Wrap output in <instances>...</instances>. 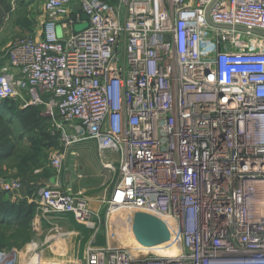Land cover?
I'll return each mask as SVG.
<instances>
[{
    "label": "built area",
    "instance_id": "obj_1",
    "mask_svg": "<svg viewBox=\"0 0 264 264\" xmlns=\"http://www.w3.org/2000/svg\"><path fill=\"white\" fill-rule=\"evenodd\" d=\"M43 13L41 34L12 40L0 71L1 99L59 120V172L39 212L89 222L60 173L92 140L118 168L107 232L145 211L181 236L175 254L90 244L83 264H264V0H45ZM22 186L0 175L5 192ZM0 264H18L16 250Z\"/></svg>",
    "mask_w": 264,
    "mask_h": 264
},
{
    "label": "rangeland",
    "instance_id": "obj_2",
    "mask_svg": "<svg viewBox=\"0 0 264 264\" xmlns=\"http://www.w3.org/2000/svg\"><path fill=\"white\" fill-rule=\"evenodd\" d=\"M43 2L44 0H0V65L6 62L8 42L27 31H35L40 22L42 23L45 19ZM84 27L85 24H79L76 28L79 30ZM9 30L10 33H8ZM58 31L61 32L60 29ZM42 114L47 118L43 130L55 135L59 131L56 125L59 121L58 117L55 114L46 115L44 112ZM6 125L9 135L2 140L12 145L14 151L0 160V175L18 178L21 181L25 179L32 181L40 176L43 177L42 174L48 175L52 169L55 173L59 172L51 162V152L55 146H58V139H55V142L48 140L42 134L43 130L25 129L10 117L6 119ZM71 149L77 153L79 163L84 164L85 155L86 167H91L93 161L96 165L95 170L92 171L86 168L78 169L82 177L72 184L73 189L84 190L76 193L83 197L91 211L89 222L87 224L78 223L72 216H66L67 218L63 220L61 218L65 216H61L58 219L54 217L58 224L54 222L53 225L49 223L50 217L42 212L35 213L29 222L22 219L18 222L12 216L0 215V252L10 251L12 248L18 249L16 250L18 264L27 262L25 260L31 259L34 254L31 263L41 258L43 264H83L87 247L90 244L104 245L108 241L111 246L124 247L133 254L139 253L140 255L142 252L143 254L159 252L162 248L164 251L171 250L170 244H174L180 251V234L174 237L172 243L168 245L148 249L138 243L126 223L120 224L118 228L114 227L115 232L108 233L105 227L106 200L118 177L117 164L113 168L105 167L103 157L111 158V156L107 151L101 153L92 140L76 143ZM75 159V156L71 157L70 172L73 171ZM64 172L63 167L60 173L62 185L68 178ZM7 222L11 224H6ZM33 243H38L42 249L34 252ZM39 249L40 247H37V250Z\"/></svg>",
    "mask_w": 264,
    "mask_h": 264
},
{
    "label": "trees",
    "instance_id": "obj_3",
    "mask_svg": "<svg viewBox=\"0 0 264 264\" xmlns=\"http://www.w3.org/2000/svg\"><path fill=\"white\" fill-rule=\"evenodd\" d=\"M109 2L115 3L118 0H107ZM42 108L33 104L22 107L19 103L13 99H1L0 98V160L4 159L8 153H13L14 147L7 141H3V138H7L9 135L8 129L6 128V119L11 118L14 122L20 124L22 127L28 130H43L47 118L42 114ZM45 138L55 142V139L59 140V132L55 135L51 134L49 131H42ZM51 141V142H52ZM57 142V141H56ZM58 146L54 148H60V142ZM32 194L33 192L30 191ZM5 192L0 191V215L4 217L12 216L14 220L18 222L30 221L32 216L36 211V203L22 201L18 204L10 203V201H5ZM22 219V220H21ZM6 224H11L7 222Z\"/></svg>",
    "mask_w": 264,
    "mask_h": 264
},
{
    "label": "crops",
    "instance_id": "obj_4",
    "mask_svg": "<svg viewBox=\"0 0 264 264\" xmlns=\"http://www.w3.org/2000/svg\"><path fill=\"white\" fill-rule=\"evenodd\" d=\"M43 4H44V2H43ZM40 25H41V27H40ZM41 29H42V23L40 22L39 26L36 27L35 31H27L24 34H30V35L38 36V35L41 34ZM8 33H10V30L8 31ZM24 34H22V35H24ZM11 41L8 42V45H9V43ZM8 45H7V47H8ZM5 61L6 62H5L4 65H0V71L4 68V66H6L8 64L7 58H6ZM55 150L56 149L54 148V150L51 152V155L55 152ZM72 156H75L76 159H75V162L73 164V171L70 172L69 165H70V162H71L70 160H71V157ZM85 158L86 157L84 155V160H83L84 161L83 162L84 164L79 163L78 162V155H77V153L75 152V150H72L71 149L70 152H68L67 157H66V160H65V164H64V170H65V172H64V174L68 178L64 182V186H66L68 189H72L75 193L76 192L77 193H81L82 191H84L82 189L76 190V189H73V187H72L73 186L72 184L74 183V181L77 180L78 178H81L82 177V174H81V172L78 171V169H85L86 168L87 170H91L92 171V170H95V167H96V165H94V161H93V164H92L91 167H86V164H85L86 160H85ZM78 163H79V167H78ZM57 174L58 173H55V171L52 169V171L48 175L42 174L43 177L40 176L36 180H32V181H28L27 179L23 180V186H22L21 190L18 191V192H12V193L10 192V193H7V192H5L2 189H0V191L5 192L6 196H4V200L5 201H10V203L18 204V203H20L22 201H28L30 203L31 202H35L36 205H37L36 206L35 213H37V212H39L38 203H37V196H38V193H39L40 188L43 185H45V184H52L55 181L56 176H58ZM36 185H39V186L36 187ZM30 191H32L33 193L30 194L31 193ZM61 216L62 215H56V216L50 215V216H48V217H50L49 218V221H50L49 223H51V224L54 225V222L57 223V221H55V218L54 217H56V219H58V217L60 218ZM66 216H72L73 217V215L69 214V215H65V217H62L61 219L65 220L67 218ZM36 218H37V216H36ZM34 245H37V244L34 243ZM11 250H18V249L12 248Z\"/></svg>",
    "mask_w": 264,
    "mask_h": 264
},
{
    "label": "water",
    "instance_id": "obj_5",
    "mask_svg": "<svg viewBox=\"0 0 264 264\" xmlns=\"http://www.w3.org/2000/svg\"><path fill=\"white\" fill-rule=\"evenodd\" d=\"M84 18H88V16L85 14ZM257 32L264 34V31ZM132 228L136 240L144 247L158 246L168 242L171 238L167 224L158 216L145 211L136 212Z\"/></svg>",
    "mask_w": 264,
    "mask_h": 264
},
{
    "label": "bare ground",
    "instance_id": "obj_6",
    "mask_svg": "<svg viewBox=\"0 0 264 264\" xmlns=\"http://www.w3.org/2000/svg\"><path fill=\"white\" fill-rule=\"evenodd\" d=\"M152 214L158 216L159 218H161L167 224V226H168V228H169V230L171 232V239L169 240V242H166V243H170V242L172 243L173 238L174 237H177L179 235V230L176 227L175 222L173 221V219L170 218V217H168V216L159 214V213H152ZM132 225L133 224L130 225L129 230L133 232ZM166 243L160 244V245L155 246V247H160L161 245H164V246L165 245H168ZM170 245L172 247L171 250L169 249L168 251H164L163 249H161V250H159V252H166V253H172V254L178 253L179 250L176 249V247L174 246V244H170ZM37 247H40V249L37 250ZM32 248H35L34 250H36V251H40L42 249L41 245L39 246L38 243H37V246L34 245V243H33L32 244ZM145 248H148L149 249V248H152V247H145ZM141 255H143V252L141 253ZM26 264H43V261L40 258L37 262L32 261V263L31 262H28Z\"/></svg>",
    "mask_w": 264,
    "mask_h": 264
}]
</instances>
